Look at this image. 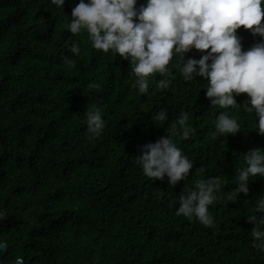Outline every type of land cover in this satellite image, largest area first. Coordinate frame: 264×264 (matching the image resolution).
Returning a JSON list of instances; mask_svg holds the SVG:
<instances>
[{
  "label": "trees",
  "instance_id": "1",
  "mask_svg": "<svg viewBox=\"0 0 264 264\" xmlns=\"http://www.w3.org/2000/svg\"><path fill=\"white\" fill-rule=\"evenodd\" d=\"M144 0H138L143 3ZM79 0L63 9L50 0H0V241L8 243L3 260L27 264H264L253 247L247 216L264 195V177L250 178L249 193L227 200L237 187L235 169L244 154L264 147L255 115L233 110L242 129L213 135L216 115L203 77L185 82L170 62L173 83L167 91L150 80V95L133 87L130 62L91 47L87 32L64 29ZM264 23V18H262ZM242 50L259 36L241 26ZM77 40L79 56L68 45ZM207 51V50H205ZM72 57L69 68L63 57ZM193 49L185 54L199 59ZM100 84V89L90 85ZM248 97L239 94L238 103ZM101 108L106 126L88 139L87 107ZM169 119L152 120L159 107ZM197 129L188 140L175 137L194 166L187 180L170 187L146 177L134 163L139 145L167 135L181 111ZM203 168L198 174L196 169ZM219 175L224 189L210 211L214 227L177 215L184 185Z\"/></svg>",
  "mask_w": 264,
  "mask_h": 264
},
{
  "label": "clouds",
  "instance_id": "2",
  "mask_svg": "<svg viewBox=\"0 0 264 264\" xmlns=\"http://www.w3.org/2000/svg\"><path fill=\"white\" fill-rule=\"evenodd\" d=\"M63 9L66 0H50ZM264 0H79L72 8L71 18L64 29L74 36L87 32L91 47L103 53H115L130 62L131 73L136 77L133 87L139 94L150 95V80L159 74L155 87L162 92L171 88L173 57L179 59L174 67L185 82L203 77L207 81L205 95L210 105L224 109L214 121L213 135H235L242 129L233 110L240 109L255 115V125L264 134ZM244 26L251 34L259 36L249 49L242 50V37L237 29ZM73 56H79V41L68 45ZM193 49L201 52L200 58L185 54ZM207 50V51H205ZM63 62L75 66L72 57L65 55ZM100 89V84L90 85ZM247 93L243 103L236 97ZM86 128L88 139L99 137L106 122L100 107L88 106ZM191 113L181 111L175 123L165 128L167 135L155 142L139 145V155L134 163L143 174L154 180H164L170 187L187 180L194 161L177 144L175 137L188 140L197 131L188 121ZM169 119L167 108L161 106L152 114L160 124ZM244 164L235 169L233 182L237 187L226 192L227 200L235 202L238 195L250 191V178L264 177V147L249 149L244 154ZM198 174L203 168L196 169ZM219 175L196 179L194 185L185 184L179 195L176 214L189 220L196 218L205 227L215 226L210 211L221 198L224 189ZM247 216L253 247L264 253V195L258 196L255 210ZM8 247L0 241V251ZM14 264H23L18 258Z\"/></svg>",
  "mask_w": 264,
  "mask_h": 264
},
{
  "label": "water",
  "instance_id": "3",
  "mask_svg": "<svg viewBox=\"0 0 264 264\" xmlns=\"http://www.w3.org/2000/svg\"><path fill=\"white\" fill-rule=\"evenodd\" d=\"M7 219H9L8 213L6 211H1L0 212V224L3 223L4 221H6ZM7 245H8V243H7ZM8 250H9V246L6 249H4L3 251H0V264H14V262L18 259L17 258L16 260L11 261V262H5L3 260V258L7 254ZM22 260H23V264H27L24 259H22Z\"/></svg>",
  "mask_w": 264,
  "mask_h": 264
}]
</instances>
